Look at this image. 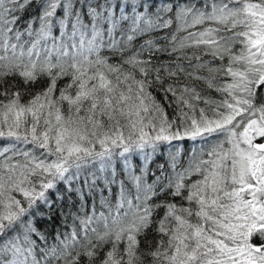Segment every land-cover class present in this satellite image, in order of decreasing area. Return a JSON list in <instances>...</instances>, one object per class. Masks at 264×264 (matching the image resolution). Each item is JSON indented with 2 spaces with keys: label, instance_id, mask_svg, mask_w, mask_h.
Wrapping results in <instances>:
<instances>
[{
  "label": "snow or ice",
  "instance_id": "obj_1",
  "mask_svg": "<svg viewBox=\"0 0 264 264\" xmlns=\"http://www.w3.org/2000/svg\"><path fill=\"white\" fill-rule=\"evenodd\" d=\"M0 264H264V0H0Z\"/></svg>",
  "mask_w": 264,
  "mask_h": 264
}]
</instances>
